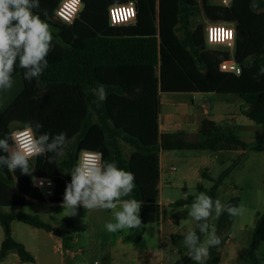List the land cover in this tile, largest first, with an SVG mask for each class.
Listing matches in <instances>:
<instances>
[{
    "label": "trees",
    "instance_id": "16d2710c",
    "mask_svg": "<svg viewBox=\"0 0 264 264\" xmlns=\"http://www.w3.org/2000/svg\"><path fill=\"white\" fill-rule=\"evenodd\" d=\"M60 0H39L33 11L54 27L53 47L47 56L48 67L37 80L24 79V70L15 67L13 78L21 75V88L11 101L0 109V139L11 133V124L23 128L26 123L40 122L39 134L51 136L66 133L68 143L63 156L49 163L47 154L30 161L32 176L18 169L10 172L0 167V225L4 239L0 260L15 251L22 261L31 259L24 246L11 236L10 225L19 221L35 228L53 231L71 240V218H63L57 227L37 215L21 210L2 208L30 207L41 199L40 190L32 185L38 176L54 182L48 202H63L71 171L83 150L103 153L105 162L135 176L133 192L125 199L141 202V210L154 203L158 196L160 150L264 151V146L247 143L226 125L202 119L195 138L183 132L160 133L158 91L171 93L234 94L247 105L243 114L262 128L264 135V0H232L229 7L209 0L200 1L207 22L234 25L232 53L224 48H209L204 36L206 23H193L198 12L197 0H135L136 23L123 35L110 26L107 9L126 0H81L80 15L94 30L79 23L65 24L57 20L54 10ZM46 13V15H45ZM231 54L240 67L239 74L219 70V64ZM107 92L104 101L96 95L98 86ZM122 143L129 147L125 155ZM0 155H7L0 150ZM238 160L212 181L203 191L214 200L217 188ZM17 181L20 193L13 186ZM264 183V177H263ZM194 197L173 204L192 203ZM197 223V222H196ZM134 228L127 239L139 236ZM201 242L203 234L194 228ZM264 242V209L257 213L247 248L239 255L241 264H261L257 248ZM173 264H197L188 255Z\"/></svg>",
    "mask_w": 264,
    "mask_h": 264
},
{
    "label": "crops",
    "instance_id": "0c3cea01",
    "mask_svg": "<svg viewBox=\"0 0 264 264\" xmlns=\"http://www.w3.org/2000/svg\"><path fill=\"white\" fill-rule=\"evenodd\" d=\"M76 18L78 22L75 23L87 26L94 31L83 20L80 13L77 14L74 20ZM135 23L136 20L130 24L133 25ZM229 25L234 28L233 24L229 23ZM50 27L52 32H57L54 27ZM119 34L123 35L124 33L119 32ZM172 94L188 96L185 99H173L172 96H165ZM158 101L157 124L160 133L183 132L189 138H195L201 120L206 118L217 124L231 127L237 135L238 132H242L244 137L241 138L247 143L264 146L262 128L260 126L258 128V125L243 114L248 105L237 95L214 92L171 93L158 91ZM201 103L208 105V114L202 113ZM250 132L256 134L257 141L250 137ZM122 149L129 151V147L124 143H122ZM174 151L177 150H160L158 153V196L156 201L149 205L150 207L148 206L149 208L154 206L157 208L155 216H151L150 221L145 219V214L148 210H140L139 215L142 226L138 237L127 239L133 229L109 233L105 225L108 222H114L112 220L104 221L100 217L84 224L85 227H83L84 231L82 234L76 229L75 223L71 219V240H65L63 237L57 236L53 231L35 228L25 223H23L25 224L24 227L19 226L15 229L13 226L15 221H13L10 225L11 236L16 242L24 246L31 259L22 261L18 254L11 250L0 260V264H173L180 256L187 253L188 249L184 246L183 239L188 231L194 230L196 222L188 215L189 209L186 208L191 203L179 206L183 210L182 215H178L177 210H173L174 207L172 206L175 201L169 199V197L162 198L165 195L163 189L169 187L175 188V190L180 189L184 192V198L182 199H186L189 196L195 198L199 193L203 192L198 190L197 186L202 189H209L212 186V181L203 178V173L211 178H216L223 170L230 167L233 161L238 160V165L239 159L248 158L251 152H262L264 154V151L255 150L201 152L204 154L198 159L199 164L195 166V162L187 163V173L180 176L175 183L172 173L175 171V167L171 164L167 166L163 160L164 155ZM215 169L219 170L217 175L212 174ZM251 170L253 169L249 168L245 171L244 176L246 178L252 177ZM229 174L218 186L216 199L221 200L226 205L243 203L245 211L237 217L229 216L225 211L218 219L212 222L215 225L216 235L220 238L221 243L218 246L209 248V255L203 261V264H241L238 261L239 255L249 245L254 227L252 224H255L256 221V216L248 221V214L255 213L257 215V213L261 212L262 198L256 195L250 185L245 188H237L233 182L232 184H225L224 181ZM263 177L264 164L261 172H259L258 179L263 181ZM187 182L193 184L192 188L196 191L195 195L187 194ZM205 182H207V185ZM30 199L32 200V198ZM50 206L53 205L50 204ZM115 211L108 210L105 213L110 217ZM96 212L101 213L100 211ZM49 223L53 227L58 226V223ZM3 239L4 233L0 225V246ZM205 239L206 237L203 235L202 242ZM260 263L264 264L263 262Z\"/></svg>",
    "mask_w": 264,
    "mask_h": 264
},
{
    "label": "clouds",
    "instance_id": "9594fccd",
    "mask_svg": "<svg viewBox=\"0 0 264 264\" xmlns=\"http://www.w3.org/2000/svg\"><path fill=\"white\" fill-rule=\"evenodd\" d=\"M79 3V0H76ZM40 7L39 0H0V92L13 87L15 67L24 70V79L31 82L39 79L48 67L47 56L53 47L50 25L33 10ZM46 15V13H45ZM259 75H264V67ZM96 95L104 101L107 92L103 85L97 87ZM43 127L40 122L26 123L22 130H16L0 139V167L10 172L17 169L24 175L32 176L34 169L30 161L47 156L49 163L64 155L65 146L70 143L66 133L51 136L39 134ZM71 181L66 184L61 207L75 216L79 206L91 210H116L115 223L105 225L109 233L142 226L141 202L129 197L136 187L132 172L120 169L115 162H105L103 153L84 151L82 158L73 167ZM35 181V177H32ZM237 217L244 213L243 203L226 205L204 192L199 193L190 205L188 215L197 222L196 227L206 239L201 242L196 231H188L183 239L190 258L203 264L209 255V248L221 241L216 235L214 223L223 212Z\"/></svg>",
    "mask_w": 264,
    "mask_h": 264
},
{
    "label": "rangeland",
    "instance_id": "374dc122",
    "mask_svg": "<svg viewBox=\"0 0 264 264\" xmlns=\"http://www.w3.org/2000/svg\"><path fill=\"white\" fill-rule=\"evenodd\" d=\"M200 1L201 0H197V5H198V12H197V16L196 18H194L192 20L193 23L195 22H200L202 24L206 23L207 20L205 19L202 10L200 9ZM209 2L212 3H217L216 0H209ZM136 3V2H135ZM137 7V6H136ZM81 10V9H80ZM80 13V12H79ZM78 22L77 18L74 20L73 23ZM133 22V21H132ZM131 24L125 25V26H119V27H115L120 33H124L125 30L128 29V27ZM229 25V24H227ZM14 84L13 87L10 90L7 91H3L0 92V109H3L10 101L11 99L19 92L20 88H21V75L17 74L14 78ZM165 96H172V98L174 99H180V98H187L188 95H183V94H172V95H165ZM11 128L14 129L16 128V123L11 124ZM259 128V125H258ZM250 137H253L255 139V141H257V136L256 134H254L253 132L249 133ZM238 136L239 137H244V134L242 132H238ZM256 137V138H255ZM242 139V138H241ZM67 146H69L68 144L65 146L64 148V153L65 150L67 148ZM124 154L127 155L128 154V150L125 149L123 150ZM201 152H208V150H177L171 153H167V155L163 156V160L164 162H166V165L168 166L169 164H171L172 166H174L175 171H173V177L175 179V183L177 182L178 178L180 176H182L183 174H186L188 171V166L187 163H196L195 166H197L199 163V158L204 154ZM253 159V160H252ZM239 164L234 168H232L229 176L225 179V184H232V182L236 185V187H242L245 188L247 186L250 185V187L256 192V195L260 196V198H262V206L260 211L263 210L264 208V185H263V181L259 180V172H261V168H263V164H264V154L262 152H251L248 156V158H242L239 159ZM249 168L253 169L251 170V174L252 177L251 178H246L245 175V171L248 170ZM219 170L215 169L213 170L212 174L213 175H217ZM205 184L207 185V182H205ZM187 194L188 195H195L196 191L194 190L193 184L187 182ZM192 185V186H191ZM13 186L17 189V191L20 193V189L18 187L17 181H15L13 183ZM163 193L165 194L162 198L164 199V197H169V199H172L174 201L180 200L182 198H184L183 195V191L178 189L175 190V188H167V189H163ZM47 198L42 195L40 200H36V199H32L33 201V205L30 207H20V208H2L3 211L9 212L12 210H21L27 214L30 215H37L40 219H42L43 221H47V222H51V223H60V221L64 218V217H69L73 220V222L75 223V227L77 230L80 231V233L82 234V232L84 231L85 225L87 222H89L92 219H96L97 217H100L102 220L104 221H108V220H112L114 223L115 221V212L109 216H107V214L105 213L108 210H91L88 211L86 209L83 208V206H79L77 209V214L75 216H68L69 215V211L67 209H63L60 206H50V204L48 203ZM174 207L173 210H177L178 215H182V210L179 206L177 205H172ZM150 207V206H149ZM147 207L146 209L148 210V212L145 214V219L147 221H150V217L155 216V212H156V206H154L153 208H149ZM187 209H190V205H188L186 207ZM119 209H116V211H118ZM96 211H100L101 213H98ZM256 216V214H248V221L253 219ZM182 218H184V216H182ZM184 220V219H183ZM253 223V222H252ZM190 224V223H188ZM251 225V224H249ZM254 225V223L252 224ZM13 226L15 227H24L25 224L23 223H19V222H14ZM191 226H193L191 224ZM187 227V226H185ZM257 254L259 257L260 262L264 263V242H261L258 249H257Z\"/></svg>",
    "mask_w": 264,
    "mask_h": 264
},
{
    "label": "built area",
    "instance_id": "2783aa9c",
    "mask_svg": "<svg viewBox=\"0 0 264 264\" xmlns=\"http://www.w3.org/2000/svg\"><path fill=\"white\" fill-rule=\"evenodd\" d=\"M216 1L217 4L223 7H229L232 2V0ZM81 6V0H79V3H77L76 0H60L54 10V16L62 23L72 24L74 18L79 13ZM107 13L110 26L119 27L128 25L136 20L137 7L135 0H126L124 3L112 4L108 7ZM204 36L209 48H224L232 53L234 48V29L230 25H227L226 23L207 22L204 27ZM219 70L236 75L240 73V67L236 63L232 54L230 59L219 64ZM201 111L203 114H208V105L201 103ZM22 129L23 128H14L11 132ZM84 151L95 153V151L83 150L79 153L77 162L82 158ZM34 177L35 181L32 179V185L38 188L41 194L48 200V198L53 195L54 182L51 179L38 176Z\"/></svg>",
    "mask_w": 264,
    "mask_h": 264
}]
</instances>
